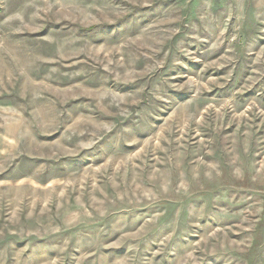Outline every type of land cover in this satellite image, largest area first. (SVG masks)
Returning a JSON list of instances; mask_svg holds the SVG:
<instances>
[{
    "label": "rangeland",
    "instance_id": "obj_1",
    "mask_svg": "<svg viewBox=\"0 0 264 264\" xmlns=\"http://www.w3.org/2000/svg\"><path fill=\"white\" fill-rule=\"evenodd\" d=\"M0 264H264V0H0Z\"/></svg>",
    "mask_w": 264,
    "mask_h": 264
}]
</instances>
